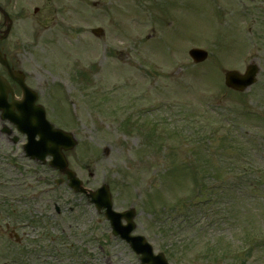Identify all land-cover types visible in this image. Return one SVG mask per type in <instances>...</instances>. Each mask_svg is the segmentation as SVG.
I'll return each instance as SVG.
<instances>
[{"label":"rangeland","instance_id":"374dc122","mask_svg":"<svg viewBox=\"0 0 264 264\" xmlns=\"http://www.w3.org/2000/svg\"><path fill=\"white\" fill-rule=\"evenodd\" d=\"M11 7L16 16L24 9L15 30L24 42L15 52L21 69L48 119L77 140L68 161L83 185L108 184L116 211L134 207V234L166 251L169 264H211L203 258L209 242L244 250L237 261L231 250L213 264H264V42L252 38L264 0H14ZM246 9L254 19L248 52L237 29L247 31ZM97 27L99 38L90 32ZM190 48L205 49L207 60L193 64ZM250 62L261 69L258 81L234 96L222 71L243 72ZM206 105L228 114L211 109L221 118L212 124ZM234 106L262 120L248 125ZM140 109L148 113L132 114ZM19 140L0 134V264H140L84 196L53 185L55 171L23 158ZM246 144L253 149L238 157L235 147ZM163 210L178 225L173 241V228L163 235L149 223ZM33 219L45 223L28 224Z\"/></svg>","mask_w":264,"mask_h":264},{"label":"water","instance_id":"95a60500","mask_svg":"<svg viewBox=\"0 0 264 264\" xmlns=\"http://www.w3.org/2000/svg\"><path fill=\"white\" fill-rule=\"evenodd\" d=\"M190 55L196 62L202 61L206 57V53L201 50L190 51ZM256 73L257 67L253 65L247 68L243 76L239 75L237 72H226L225 84L234 90L243 91L254 83ZM5 91L6 87L0 80V94L5 95ZM30 105V97L27 98L23 107H20L18 102H14L10 106L19 111L21 109L20 115H13L10 107H4L1 117L3 119H9L12 123L18 125L19 130L29 135L28 144L25 146L28 156L42 159L47 154L51 155L53 161L50 165L66 174L70 181V186L76 191L86 193V191L81 188V182L75 177L74 173L67 169V162L62 152L72 149L76 142L71 135L52 129V126L45 122L43 111L39 109V112H33ZM0 108H2V106H0ZM8 112L10 113L7 114ZM36 135L40 137L37 142L35 141ZM88 196L91 197L90 202L95 203L98 209H105V215L110 220L113 234L115 236L119 235L122 240L129 244L136 254L141 255L140 260L142 264H167L162 254H158L157 256L153 255L152 248L145 242L143 237L130 236L131 231L134 229L132 220L135 213L133 210H130L123 215L115 214L112 211L107 187L104 186L96 193H90ZM122 217L126 218L128 223L124 227L120 224V218Z\"/></svg>","mask_w":264,"mask_h":264},{"label":"flooded vegetation","instance_id":"af4514ba","mask_svg":"<svg viewBox=\"0 0 264 264\" xmlns=\"http://www.w3.org/2000/svg\"><path fill=\"white\" fill-rule=\"evenodd\" d=\"M10 4L11 0H0V9L8 12L9 19H6V23L3 20H0V52L3 57L7 60L10 68L12 70L18 69L19 67V59L17 58V55L15 54L16 50L21 48L24 44L22 38L20 35L16 34V24L17 19L16 16H13L12 13H10ZM24 9L18 14L20 17H24ZM8 27V29H7ZM15 36V37H14ZM14 38V42L12 44V40ZM0 75H2L6 81L10 84L13 93L16 97H19L20 95V89L18 85L7 76L6 71L0 66ZM29 77L25 76V82L27 81ZM8 100H10V95ZM9 140V138H7Z\"/></svg>","mask_w":264,"mask_h":264},{"label":"trees","instance_id":"16d2710c","mask_svg":"<svg viewBox=\"0 0 264 264\" xmlns=\"http://www.w3.org/2000/svg\"><path fill=\"white\" fill-rule=\"evenodd\" d=\"M246 115H247L246 120L248 122H254V121L257 120L254 114H249V115L246 114ZM225 141H228V140H225ZM229 142H231V141H229ZM236 143H237V141H232L230 146H232V144H234L236 146ZM230 146L226 145V148H229ZM247 148H248V150L252 149L251 146H249V145H245V146L244 145H238V147H235L236 151L239 153L238 157L243 155L246 158L247 156H246L245 152L247 151ZM204 162L209 164V161L207 160V158L204 159ZM242 173H245V171H243ZM263 177H264V174H263ZM204 181L205 180H203V184L202 185H206V182H204ZM200 189H201L200 187L197 188V190H200ZM209 191L213 192L214 189L213 190L207 189V192H209ZM222 193L223 192L221 190V192L215 194V196L216 197L220 196V194H222ZM200 195L203 196L202 193H200ZM165 215H166V211H164V210H163V212L161 214L157 215V220L158 221H162V224H160V226H166V223L162 220V218ZM165 217H167V216H165ZM171 228H172V224H171ZM170 231L174 232L175 230H170ZM175 247H176V245H175ZM203 248L206 249L205 252L203 253L204 254L203 258L207 259L208 257H212V258H208L211 264H213L214 261H216L215 260L216 258H218L219 261L223 260V257L228 256V254H230L231 250H234V254H235V256L232 258L233 261H237L241 257L240 255H239L240 257H238V254L236 255V253H238V251H240L242 249H240V248L232 249V245H227L226 243H222V242H215V243L209 242V243L205 244Z\"/></svg>","mask_w":264,"mask_h":264}]
</instances>
